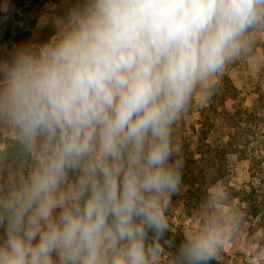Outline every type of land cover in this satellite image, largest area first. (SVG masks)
Here are the masks:
<instances>
[{
	"label": "clouds",
	"instance_id": "clouds-1",
	"mask_svg": "<svg viewBox=\"0 0 264 264\" xmlns=\"http://www.w3.org/2000/svg\"><path fill=\"white\" fill-rule=\"evenodd\" d=\"M61 5L48 39L0 57V128L30 161L0 182V264H151L182 178L175 128L264 22V0ZM215 251L207 225L182 264Z\"/></svg>",
	"mask_w": 264,
	"mask_h": 264
},
{
	"label": "rangeland",
	"instance_id": "rangeland-1",
	"mask_svg": "<svg viewBox=\"0 0 264 264\" xmlns=\"http://www.w3.org/2000/svg\"><path fill=\"white\" fill-rule=\"evenodd\" d=\"M4 2L7 7L0 9V37L6 30L15 34L18 27L20 32L29 29L33 34L10 44L2 57L28 40L44 41L53 34L50 27L41 28L40 25L54 14L52 5H57V11H60L61 0ZM15 15L21 20L18 21ZM29 20H34L32 25L28 24ZM243 41L240 51L223 73L239 90L236 100L226 101L227 111L232 113L237 106L243 105L250 108L249 112H242L240 125L244 136L236 142L246 158H240L239 152L227 155L225 175L208 187L212 202L193 212L190 218H185L181 212L183 198L187 194L186 181L179 184L177 192L170 196L163 209L167 230L162 237L148 242L150 247L158 249L151 264H182L180 250L186 235L199 232L207 225L213 227L216 238L211 264H264V95L258 100V96L264 93V22L247 32ZM1 48L2 45L0 51ZM195 100H201V96L197 95ZM193 107L194 104L183 114L174 133L181 144L188 145L186 155L196 148V143H201V126L197 123L200 117ZM231 122L230 116L216 118L204 141L213 147L223 144L228 133L234 130ZM7 137L12 136L0 128V139ZM6 179L7 176L0 172V182ZM216 199L225 202L216 203Z\"/></svg>",
	"mask_w": 264,
	"mask_h": 264
},
{
	"label": "trees",
	"instance_id": "trees-1",
	"mask_svg": "<svg viewBox=\"0 0 264 264\" xmlns=\"http://www.w3.org/2000/svg\"><path fill=\"white\" fill-rule=\"evenodd\" d=\"M35 1L37 0H34V2ZM15 18L18 21L21 20L17 15H15ZM33 22L34 20H29L28 24L32 25ZM251 29H249V31ZM15 30L16 33L12 41H20L30 34L29 29L20 32L21 28L18 27ZM18 32L20 34H18ZM11 34L12 32L6 30L0 37V45L6 43ZM238 94L239 90L232 84L228 75L223 73L209 99L201 98V100L193 101V108L200 117L197 123L201 126V135L199 136L201 143H196V148L193 149L192 152L189 151V155L185 153V150L188 149V145L181 144L184 158L181 182L186 181L187 184V194L183 198L184 200L181 206V212L185 218H190L193 212L200 210V208L212 202V200H210V194L208 193V187L225 175L227 155L239 152L240 158H246L243 157V151L242 149H238L236 142L244 136V131L240 125L242 112L247 113L250 111V108L244 105H241L242 107L237 106L234 112L231 113L227 111L225 107L226 101L229 99L236 100ZM263 95L264 93H261L258 96V100H260ZM231 108L234 107L231 105ZM226 116H230V119L233 120L231 126L234 127V130L228 133L227 139L223 144L213 147L204 140L207 138L216 118H226ZM0 141L2 143V147L0 148V172L8 177L11 173L26 170L30 161L25 157L12 137L3 138L0 139ZM196 155H198V157H196ZM215 202L224 203L225 201L216 199Z\"/></svg>",
	"mask_w": 264,
	"mask_h": 264
},
{
	"label": "crops",
	"instance_id": "crops-1",
	"mask_svg": "<svg viewBox=\"0 0 264 264\" xmlns=\"http://www.w3.org/2000/svg\"><path fill=\"white\" fill-rule=\"evenodd\" d=\"M5 2H4V0H2L1 1V4H0V9L1 10H5ZM30 34L32 35L33 34V32H32V30L30 31ZM15 41H9L7 44H6V46L4 47V49L2 50V48H1V51H0V57H2L1 55L2 54H4L5 53V51L7 50V48H8V46L10 45V44H13ZM27 42H30V40H28Z\"/></svg>",
	"mask_w": 264,
	"mask_h": 264
},
{
	"label": "water",
	"instance_id": "water-1",
	"mask_svg": "<svg viewBox=\"0 0 264 264\" xmlns=\"http://www.w3.org/2000/svg\"><path fill=\"white\" fill-rule=\"evenodd\" d=\"M13 36H14V34H11V35L9 36V38L7 39V42L4 43V44L2 45V49L6 46V44H7L9 41L12 40Z\"/></svg>",
	"mask_w": 264,
	"mask_h": 264
}]
</instances>
